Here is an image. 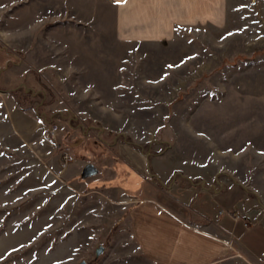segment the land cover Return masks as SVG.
<instances>
[{"label": "rangeland", "instance_id": "1", "mask_svg": "<svg viewBox=\"0 0 264 264\" xmlns=\"http://www.w3.org/2000/svg\"><path fill=\"white\" fill-rule=\"evenodd\" d=\"M160 1L0 0V264H150L128 206L81 179L114 140L229 174L264 205V0ZM123 12L170 34L135 39Z\"/></svg>", "mask_w": 264, "mask_h": 264}, {"label": "crops", "instance_id": "2", "mask_svg": "<svg viewBox=\"0 0 264 264\" xmlns=\"http://www.w3.org/2000/svg\"><path fill=\"white\" fill-rule=\"evenodd\" d=\"M151 18L129 22L123 12L122 30L144 40L170 34L171 20ZM8 59L0 51V68ZM108 150L112 159L105 167L92 164L97 174L86 179L109 185L102 190L128 206L130 237L150 264H264V205L242 182L196 160L144 154L125 141L114 140Z\"/></svg>", "mask_w": 264, "mask_h": 264}, {"label": "water", "instance_id": "3", "mask_svg": "<svg viewBox=\"0 0 264 264\" xmlns=\"http://www.w3.org/2000/svg\"><path fill=\"white\" fill-rule=\"evenodd\" d=\"M97 174V169L92 164H86L81 172V178L86 179L92 176H95ZM104 251V248L102 246H99L95 250V256L99 257ZM78 264H87L85 261H81Z\"/></svg>", "mask_w": 264, "mask_h": 264}, {"label": "trees", "instance_id": "4", "mask_svg": "<svg viewBox=\"0 0 264 264\" xmlns=\"http://www.w3.org/2000/svg\"><path fill=\"white\" fill-rule=\"evenodd\" d=\"M13 94L15 95L16 92H14ZM17 104H18V107H21V104H20L19 101H17ZM22 109H25V108H22ZM55 119L56 120H61V121H66V116H64L62 113H59L53 119H51L49 122H47L48 123V126L49 125H52V123L55 121ZM124 141L130 143L134 148L140 150L142 153L144 152L138 145L133 144L131 141H126V140H124Z\"/></svg>", "mask_w": 264, "mask_h": 264}, {"label": "built area", "instance_id": "5", "mask_svg": "<svg viewBox=\"0 0 264 264\" xmlns=\"http://www.w3.org/2000/svg\"><path fill=\"white\" fill-rule=\"evenodd\" d=\"M59 121L58 120H55L54 121V126L49 130V134H50V138L52 139V140H55V138H56V135H57V132H58V127H59V125L57 126V123H58ZM59 124V123H58ZM64 159L67 161L69 158H68V156L66 155V156H64Z\"/></svg>", "mask_w": 264, "mask_h": 264}]
</instances>
